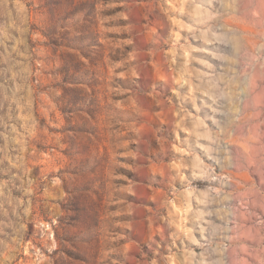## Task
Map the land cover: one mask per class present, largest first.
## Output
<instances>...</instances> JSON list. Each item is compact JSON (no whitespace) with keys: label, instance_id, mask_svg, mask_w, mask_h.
I'll list each match as a JSON object with an SVG mask.
<instances>
[{"label":"rangeland","instance_id":"obj_1","mask_svg":"<svg viewBox=\"0 0 264 264\" xmlns=\"http://www.w3.org/2000/svg\"><path fill=\"white\" fill-rule=\"evenodd\" d=\"M0 264H264V0H0Z\"/></svg>","mask_w":264,"mask_h":264}]
</instances>
